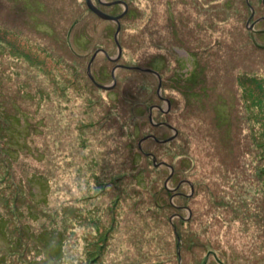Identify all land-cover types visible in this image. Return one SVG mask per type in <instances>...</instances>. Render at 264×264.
I'll list each match as a JSON object with an SVG mask.
<instances>
[{
    "label": "rangeland",
    "instance_id": "obj_1",
    "mask_svg": "<svg viewBox=\"0 0 264 264\" xmlns=\"http://www.w3.org/2000/svg\"><path fill=\"white\" fill-rule=\"evenodd\" d=\"M123 1L122 55H98L91 74L109 86L114 66L150 68L159 96L142 70L91 84L93 53L117 49L85 0H0V141L13 142L11 161L0 146V264H264V100L241 84L264 78V0ZM151 106L176 135L139 150L173 136L152 129Z\"/></svg>",
    "mask_w": 264,
    "mask_h": 264
},
{
    "label": "trees",
    "instance_id": "obj_2",
    "mask_svg": "<svg viewBox=\"0 0 264 264\" xmlns=\"http://www.w3.org/2000/svg\"><path fill=\"white\" fill-rule=\"evenodd\" d=\"M99 3H97L96 4V2H95V5H97L98 7H100V5L101 4H99ZM102 6V5H101ZM116 7H121V6H119V5H114V6H111V7H109L110 9L111 8H116ZM122 8V7H121ZM123 9V8H122ZM88 10V9H87ZM89 11V10H88ZM122 12V11H121ZM89 13H91L90 11H89ZM128 13V12H127ZM92 14V13H91ZM92 15H94V14H92ZM113 16H115V15H118L117 13H114V14H112ZM126 17L128 16V15H125ZM124 16V17H125ZM122 18L121 20H120V26H121V29H120V32H119V35L123 32V25H122V21H123V19H125V18ZM98 19V18H97ZM101 21V20H100ZM106 23H110V24H112L113 25V28H112V30H113V35H114V32H115V29H116V25L114 24V23H112V22H108V21H106ZM85 32H79V34H78V38H77V40L79 41V40H81L82 38L84 39V38H86V34H84ZM113 35H112V41H113V43H114V39H113ZM119 35H118V42H119V44H120V41H119ZM85 43H86V40L84 41ZM114 45H115V43H114ZM116 46V45H115ZM120 46H121V44H120ZM121 48H122V46H121ZM116 49H117V47H116ZM107 54V53H106ZM98 55H102V56H104L103 54H98ZM97 55V56H98ZM122 55V54H121ZM96 56V57H97ZM96 57H95V59H96ZM104 58H106L107 60H108V58L106 57V56H104ZM94 59V60H95ZM94 60H93V62H94ZM109 61V60H108ZM93 62H92V64H93ZM114 63V62H113ZM91 64V65H92ZM123 66V65H122ZM115 67V66H114ZM113 67V68H114ZM147 69V68H146ZM150 69V68H149ZM154 69V68H153ZM152 70V69H151ZM99 71H101V69L99 70ZM146 73V72H145ZM148 73V72H147ZM101 74V73H100ZM92 75V74H91ZM149 75H153V74H151V73H149ZM111 76V75H110ZM245 76H247V75H244V76H242V85H243V87L245 88V90H246V93L249 95V97H251V98H253V96L252 95H254V96H256L255 98H257L258 100H260V101H262V99L264 100V78L263 77H261V78H257V77H254V76H250V77H245ZM93 78H94V80L98 83L99 81L97 80V78L96 77H94V76H92ZM243 77H245V78H243ZM90 81V80H89ZM157 83H158V80H157ZM92 84V83H91ZM99 84V83H98ZM93 85V84H92ZM94 86V85H93ZM95 87V86H94ZM256 93V94H255ZM156 95V94H155ZM157 96V95H156ZM158 98V97H157ZM262 98V99H261ZM1 105V104H0ZM129 107H130V104H129ZM3 114V112H0V115H2ZM148 120V119H147ZM148 122H149V120H148ZM155 123V122H154ZM164 123H166L168 126H170V127H172L173 128V126H171L170 124H168L167 122H164ZM149 124L151 125V123L149 122ZM156 124H159L158 122L156 123ZM168 126H163V125H154V126H152V129L153 130H156L158 133L159 132H161L162 134L164 133V129L165 128H168V129H170ZM2 130H5V129H3V127L1 128ZM171 130V129H170ZM12 135V137L13 138H15L14 137V135L13 134H11ZM153 136H155V138H157L156 137V135H154V134H152ZM145 137V136H144ZM143 138V137H142ZM158 139V138H157ZM148 140H150V141H152V142H155V143H158V142H156L155 140H153V139H150V138H148V139H146L145 141H148ZM159 140V139H158ZM165 140V139H164ZM144 141V142H145ZM171 141H173V140H171ZM171 141H168V142H164V143H158V144H162V145H164V144H166V143H169V142H171ZM143 143V142H142ZM13 145V142L10 140V139H7V138H3V140L2 141H0V146H1V149H2V151H5L4 153H3V155L4 156H6V159H5V157L3 158V162H7V160H10V157L8 156V152H9V148H10V146H12ZM142 145V144H141ZM262 145V144H261ZM137 148L139 149V150H142V148H140L139 146H138V144H137ZM4 149V150H3ZM14 149V148H13ZM16 149V148H15ZM185 151H178V153L177 154H174L173 156L175 157V156H180V159H181V163L182 162H186V161H189V155L187 154V152H185ZM5 153H6V155H5ZM150 153V152H149ZM145 157H146V159H150V161H151V165H152V167L154 168V169H159L160 170V168H161V166H160V163L162 164H166V162L165 161H158L157 160V158H156V156L154 155V154H152V153H150V155H152V156H154V158L156 159V165H154L153 164V162H152V158H151V156H146L145 154H143ZM11 161V160H10ZM163 165V166H164ZM166 165H168V163L166 164ZM170 165V164H169ZM171 167H172V169H173V171H174V168H173V166L172 165H170ZM173 176V175H172ZM172 176H171V178H172ZM138 180H140V179H138ZM101 185H103L102 184V181H100L98 184H97V186L99 187V186H101ZM104 185H108V183L107 184H104ZM24 187V186H23ZM159 190V192H158V195H159V197L158 198H160V201L162 200L161 198H163L162 196H167V197H170V196H172V193L171 192H169V191H166V189L164 188V186L161 188H159L158 189ZM171 193V194H170ZM180 197H184L182 194H180ZM163 202V204H161V205H158L157 207H160L161 209L163 208V207H167V208H173L172 207V204L170 203V202H166V201H162ZM158 203H160V202H158ZM157 203V201L155 202V204L157 205L158 204ZM27 205V204H26ZM29 209L30 208H27V212L29 211ZM30 210H32V209H30ZM11 211H13L14 213H16L17 212V207H16V205L14 206V207H11ZM18 212H21V210H19L18 209ZM32 213H33V215H34V217H36V218H40V217H45V218H48L50 221L52 220V219H50L52 216H53V214H54V212H51V211H49V210H44V209H40V208H33V210H32ZM57 214H59V212H56ZM49 215H50V218H49ZM58 216V215H57ZM57 216L55 217L56 219H57ZM179 216V215H178ZM55 222H56V220H55ZM173 228V233H174V235H175V237H176V240H177V242H179L180 243V239L176 236V232H175V229H174V227H172ZM17 231H22L19 227L17 228ZM58 232V231H57ZM55 232L53 231V230H46L45 231V236H49L50 238H53V234H54ZM59 233V232H58ZM60 233H62V232H60ZM21 242H22V240H23V237H22V235H20V237L19 236H16ZM56 239H60V236H56ZM21 244H19V246H20ZM90 245V244H89ZM91 246V245H90ZM34 251H35V253H37V246H34ZM58 251H61V247L58 245V249H57V252L55 253V255L54 256H52L51 257V260L53 259V260H55V261H57L58 263H59V261H60V259H61V257H63V251L61 252V255H60V252H58ZM40 252V247H39V250H38V253ZM93 253V252H92ZM91 253V254H92ZM90 254V252H88L87 253V255L89 256V261L91 262V264L93 263V262H95L96 261V259L95 260H93L92 259V256H91V254ZM67 255H71V254H69V253H67ZM86 255V254H85ZM212 256H213V254H211ZM180 256V255H179ZM178 258H181V256L180 257H178ZM205 259V258H204Z\"/></svg>",
    "mask_w": 264,
    "mask_h": 264
},
{
    "label": "water",
    "instance_id": "obj_3",
    "mask_svg": "<svg viewBox=\"0 0 264 264\" xmlns=\"http://www.w3.org/2000/svg\"><path fill=\"white\" fill-rule=\"evenodd\" d=\"M99 4L103 5L104 7H111V6H114V5H121L123 7V11L122 13L116 15V16H112V15H109L105 12H103L101 9H99L94 3L92 0H85V6L86 8L92 13L94 14L97 18H99L100 20L102 21H108V22H112L116 25V29H115V32H114V35H113V39H114V43L117 47V54L115 57H108V55L106 54L105 51L103 50H97L93 53V55L91 56V58L89 59V62L87 64V67H86V76L88 77V79L90 80V82L98 89H102V90H111L114 85H115V76H114V72L117 68L119 67H124V68H127V69H131V70H142V71H145V72H148V73H151L153 75L156 76L157 80H158V86H157V94L159 96V90H160V77H159V74L157 72H155L154 70H151V69H146V68H135V67H126V66H122V65H118V66H115L112 70H111V78H112V83L111 85L109 86H104V85H101V84H98L94 78L92 77L91 75V71H90V68H91V64L94 60V58L97 56V54H103L104 56H106L108 58V60H111V61H116L120 58L121 56V53H122V48L118 42V35H119V32H120V20L124 17V15L127 13V5L125 2H123L122 0H115V1H111V2H100L99 1ZM251 17V16H250ZM255 46H257L255 44ZM258 48V46H257ZM166 103L167 105L169 106V101L166 100ZM151 110L152 108L149 109V112H148V119H149V122L153 125V121H152V116H151ZM158 125H163V126H168L167 124L165 123H161V124H158ZM172 131H173V136L169 139H165V140H158L156 139L154 136L152 135H149V136H145L143 138H141L139 141H138V146L141 148V144L142 142H144L146 139L150 138V139H153L155 140L156 142L158 143H164V142H168L170 140H172L174 138V136L176 135V131L168 126ZM148 156H151L152 158V162L154 165H156V159L154 158V156L150 155V154H147ZM157 166V165H156ZM169 170L171 171L170 172V175L169 177L167 178V180L165 181V185L168 181V179L171 177V174H172V167H168ZM192 187H191V192H192ZM179 255V253H178ZM207 257L208 255L205 257V262L207 260ZM180 259V258H179Z\"/></svg>",
    "mask_w": 264,
    "mask_h": 264
},
{
    "label": "flooded vegetation",
    "instance_id": "obj_4",
    "mask_svg": "<svg viewBox=\"0 0 264 264\" xmlns=\"http://www.w3.org/2000/svg\"><path fill=\"white\" fill-rule=\"evenodd\" d=\"M93 1V3L95 4V2H96V4L97 3H99V1L100 2H109V1H106V0H95V2H94V0H92ZM111 2V1H110ZM126 3V2H125ZM99 5V4H98ZM126 5H127V12H128V10H129V7H128V4L126 3ZM119 6H121V5H119ZM122 7V6H121ZM100 8L102 9V8H109V7H104L103 5L101 6L100 5ZM123 8V7H122ZM127 14V13H126ZM125 14V15H126ZM261 19H263V18H259V19H256V21H257V23L261 20ZM120 29H121V26H120ZM263 46H259V48H262ZM155 76V75H154ZM156 77V76H155ZM157 79V78H156ZM152 125V124H151ZM156 125H158V124H156ZM152 126H154V124L152 125Z\"/></svg>",
    "mask_w": 264,
    "mask_h": 264
},
{
    "label": "bare ground",
    "instance_id": "obj_5",
    "mask_svg": "<svg viewBox=\"0 0 264 264\" xmlns=\"http://www.w3.org/2000/svg\"><path fill=\"white\" fill-rule=\"evenodd\" d=\"M150 108H152V110H151V116H152V112L154 111V110H159L160 109V107L159 106H151V107H149V109ZM148 109V110H149ZM153 136V135H152ZM155 137V136H154Z\"/></svg>",
    "mask_w": 264,
    "mask_h": 264
},
{
    "label": "clouds",
    "instance_id": "obj_6",
    "mask_svg": "<svg viewBox=\"0 0 264 264\" xmlns=\"http://www.w3.org/2000/svg\"><path fill=\"white\" fill-rule=\"evenodd\" d=\"M123 1V0H122ZM124 2V1H123ZM97 6V5H96ZM98 7V6H97ZM99 9H101L100 7H98ZM123 11V10H122ZM113 16V15H112ZM116 16V15H115ZM100 54V53H99ZM98 55V54H97ZM108 57H110V56H108ZM115 57V56H114ZM91 69V68H90ZM117 70V69H116ZM115 70V71H116ZM91 71V70H90ZM154 123V122H153ZM160 124V123H159ZM154 125H156L155 123H154ZM152 135V134H151ZM157 139V138H156Z\"/></svg>",
    "mask_w": 264,
    "mask_h": 264
}]
</instances>
